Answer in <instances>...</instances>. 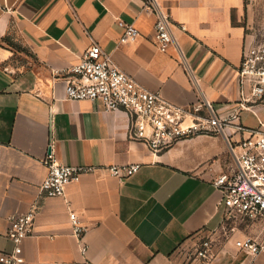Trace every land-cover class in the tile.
Listing matches in <instances>:
<instances>
[{
    "label": "crops",
    "instance_id": "crops-1",
    "mask_svg": "<svg viewBox=\"0 0 264 264\" xmlns=\"http://www.w3.org/2000/svg\"><path fill=\"white\" fill-rule=\"evenodd\" d=\"M174 25L175 47L154 43L156 16L144 0H0V253H10L12 217L37 209L22 264H200L195 249L213 236L211 264H264L240 251L256 226L225 238L222 193L213 181L233 166L226 137L200 135L155 154L129 135L123 111L66 99L69 69L94 44L149 91L189 106L210 101L222 117L242 101L238 76L248 42L241 18L250 0H158ZM134 24L138 39L121 43ZM185 27V30L181 29ZM264 123V100L246 104ZM230 133L232 130L229 131ZM52 153L64 165L95 166L63 197H44ZM140 164L125 181L104 168ZM87 231L72 234L69 211ZM87 251H81V244Z\"/></svg>",
    "mask_w": 264,
    "mask_h": 264
},
{
    "label": "built area",
    "instance_id": "built-area-1",
    "mask_svg": "<svg viewBox=\"0 0 264 264\" xmlns=\"http://www.w3.org/2000/svg\"><path fill=\"white\" fill-rule=\"evenodd\" d=\"M145 9L156 16L154 43L161 52L175 47L180 55L181 48L175 36V25L158 0H144ZM125 29L121 43H131L140 36L134 24L119 21ZM185 30L184 26H181ZM65 95L71 101H100L105 111H123L129 118L131 140L146 146L155 154L164 153L185 139L200 135L226 137L233 166L221 174L213 184L222 193L220 206L223 208L221 230L230 238L239 229V224L250 223L261 234L246 236L236 241V247L257 256L264 251V123L248 128L239 120V112L248 109L246 104H257L264 96V48L250 45L243 52L238 69L242 101L237 111L222 117L214 105L204 99L189 106L181 105L161 92L149 91L128 73L116 66L110 55L100 45L89 47L78 63L69 69ZM232 130L230 133L229 131ZM48 175L40 186L44 197H63L66 188L78 182L85 174L96 172L99 167L64 165L58 163L50 153L45 159ZM141 168V165H111L104 169L125 181ZM37 209L11 218L7 237L13 243L10 253H0V264H22L23 241L33 233ZM72 234L83 239L87 228L80 215L69 211ZM213 236L202 238L196 249L195 259L200 264H211L215 258ZM81 251L87 246L82 243Z\"/></svg>",
    "mask_w": 264,
    "mask_h": 264
},
{
    "label": "rangeland",
    "instance_id": "rangeland-1",
    "mask_svg": "<svg viewBox=\"0 0 264 264\" xmlns=\"http://www.w3.org/2000/svg\"><path fill=\"white\" fill-rule=\"evenodd\" d=\"M241 23L245 27L248 42L257 48H264V0H250L241 18ZM262 100H264V96ZM261 102V100L258 101V103ZM242 121L247 125H258V117L251 109L245 110ZM238 226V230H244V228L251 226V224L241 223Z\"/></svg>",
    "mask_w": 264,
    "mask_h": 264
},
{
    "label": "trees",
    "instance_id": "trees-1",
    "mask_svg": "<svg viewBox=\"0 0 264 264\" xmlns=\"http://www.w3.org/2000/svg\"><path fill=\"white\" fill-rule=\"evenodd\" d=\"M247 1V0H246Z\"/></svg>",
    "mask_w": 264,
    "mask_h": 264
}]
</instances>
